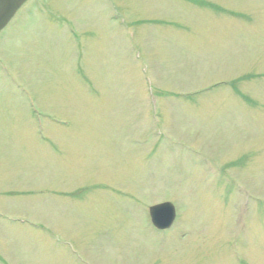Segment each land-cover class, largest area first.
<instances>
[{"label": "rangeland", "instance_id": "rangeland-1", "mask_svg": "<svg viewBox=\"0 0 264 264\" xmlns=\"http://www.w3.org/2000/svg\"><path fill=\"white\" fill-rule=\"evenodd\" d=\"M45 2L0 34V264H264V0Z\"/></svg>", "mask_w": 264, "mask_h": 264}, {"label": "water", "instance_id": "water-1", "mask_svg": "<svg viewBox=\"0 0 264 264\" xmlns=\"http://www.w3.org/2000/svg\"><path fill=\"white\" fill-rule=\"evenodd\" d=\"M25 0H0V30ZM154 223L161 228L171 225L175 218V209L172 203L165 202L151 208Z\"/></svg>", "mask_w": 264, "mask_h": 264}]
</instances>
